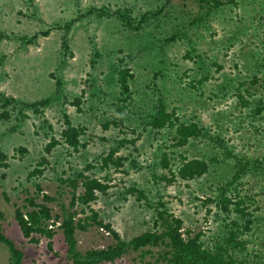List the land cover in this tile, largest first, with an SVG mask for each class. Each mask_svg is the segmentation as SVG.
Segmentation results:
<instances>
[{
	"label": "rangeland",
	"instance_id": "obj_1",
	"mask_svg": "<svg viewBox=\"0 0 264 264\" xmlns=\"http://www.w3.org/2000/svg\"><path fill=\"white\" fill-rule=\"evenodd\" d=\"M198 1L0 0V115L10 113L8 119L0 116V147L9 164L0 165V228L24 250L25 264H74L61 229L56 228L50 250L46 238L38 245L24 238L14 214L36 195L37 184L41 196L47 193L69 204L72 194L60 178L82 171L102 180L109 175L111 188L92 207L126 241L154 229L160 200L183 220V231H202L209 242L226 235L232 220L245 222L218 205L219 187L233 178L238 159L264 161V112L255 114L257 103L249 98L252 104L242 106L236 95L239 82L250 86L258 58H264V0H224L205 25L179 33L188 14L195 15ZM158 9L157 17L149 14ZM175 32L176 39L166 41ZM188 51L191 58H186ZM124 68L134 74L126 101L118 82ZM206 74L211 79L199 83ZM160 97L183 122H197L204 136L175 147L174 131L153 130L148 121ZM7 98L13 101L4 107ZM43 99L49 101L38 110L30 106ZM65 114L85 128L81 142L86 146L74 151L60 144L48 155L45 148L52 138H61ZM131 139L137 140L125 142L116 153L128 157L124 166L104 170L101 158ZM20 147L26 148L24 155ZM180 154L211 161L209 171L194 180L177 176L171 184L154 179V174L171 178L162 160L166 156L176 172ZM44 157L48 162L40 165ZM89 164L95 167L86 170ZM43 167L40 177L29 176ZM252 169L226 195L254 200L252 230L242 236L244 254L264 263V169ZM133 187L143 190L147 201L138 200L130 192ZM52 206L58 214V204ZM76 237L82 253L113 243L112 235L98 226L78 230ZM158 250L145 262L140 252H130L101 264H148L156 261ZM0 264H10V253L1 244Z\"/></svg>",
	"mask_w": 264,
	"mask_h": 264
},
{
	"label": "trees",
	"instance_id": "obj_2",
	"mask_svg": "<svg viewBox=\"0 0 264 264\" xmlns=\"http://www.w3.org/2000/svg\"><path fill=\"white\" fill-rule=\"evenodd\" d=\"M230 2L234 3V0ZM226 2L224 0H199L198 9L195 15L188 14L186 23L181 26L182 32L184 28L190 29L195 25L201 27L205 25L210 17L218 11ZM162 12L158 9L155 12L150 11L153 17H157ZM127 13L130 10L127 9ZM121 19L131 24V19L128 16L121 14ZM147 19V16L146 18ZM204 21H206L204 23ZM132 26V25H131ZM178 32H175L166 41H174ZM47 35V32H45ZM264 47V46H263ZM65 48L68 45L65 43ZM191 53L188 51L186 58H191ZM200 57V56H199ZM4 57L0 56V66L3 64ZM213 63L212 65H217ZM222 66L218 65V70ZM258 71L251 79L250 86L246 87V82H239L236 87V95L239 103L242 106H249L252 104L249 98H252L257 105L254 109L255 114H261L264 112V58H258L257 60ZM159 74V73H158ZM212 76L206 74L199 83L209 81ZM134 78V74L131 73V68H124L119 72L118 82L121 88V94L124 95L123 100H128L130 96V81ZM59 83V82H58ZM195 80L191 81L194 85ZM60 84V83H59ZM195 86H193L194 88ZM252 88L254 89L252 91ZM224 90H230L229 86L223 88ZM227 94V93H224ZM260 94V96H259ZM217 96V95H216ZM257 97V98H256ZM256 100V101H255ZM13 99L7 98L3 104L4 107L8 106ZM48 99L36 101L30 106H45L48 103ZM80 102V98L76 99V104ZM3 118L8 119L10 113L5 110L2 113ZM148 125L156 132H161L164 129H169L175 132L173 144L175 147H183L189 143L191 139H196L204 136L203 129L197 122L186 123L181 120L177 115V110L167 109V105L160 97L158 103L154 106V112L150 114ZM65 127L61 131V138L53 137L51 142L46 146V154L50 155L54 148L60 144H66L74 151H78L81 147H85L86 144L81 142V136L85 132V128L81 126H75L70 117L65 114ZM117 123V122H115ZM107 127V124H106ZM219 141L221 137L217 138ZM137 139L123 140L119 142V147H114L110 152L102 159V168L107 170L114 166L121 168L124 166L128 157L118 156L116 153L119 148L125 143H134ZM19 151L21 155L27 152L26 148L20 147ZM8 155L0 147V165L4 168H8L7 162ZM47 158H42L40 165L46 164ZM211 161L201 158H188L184 154H180V163L178 170L173 171L170 160L164 156L162 165L165 169H168L171 173V178L166 175L158 176L154 174V179L167 180L169 184L175 181L178 176L183 180H194L204 176L210 168ZM238 167L233 178L226 184L219 187L223 192L218 205L224 210L225 213H236L240 218H244L245 222L240 223L239 220H232L226 225L228 230L226 235H218L214 242H209L204 239V233L202 231L194 232L191 230H185L184 222L181 218L175 216L169 212L167 204L160 200L156 210V220L154 222V229L145 231L132 239L126 241L121 238L119 232L113 228L110 223H105L100 218L99 213L93 209L92 204L99 199V194H106L111 188L110 177L106 175L104 180L96 176H90L83 171L79 172L75 177H68L67 179L60 178V181L64 183L72 194L69 204H65L56 196L42 193L41 187L37 184L36 195L27 199V204L24 207L15 208V221L19 226L24 238L28 239L30 243L38 245L43 238L48 240V248L53 249V238L56 235V228L61 229L68 246V253L74 264H101L104 262L113 263L116 260L122 258L125 254L130 252H140L141 261L145 262L146 256H154L155 249L158 256L156 261H148V264H264L259 259L253 260L244 253L247 251V243L242 236L252 230V217L253 214L250 211L251 204L254 200L249 196H242L237 194L236 199L226 195V189L232 186L235 182L254 170L261 168L264 169V161L260 158L254 161L246 160L245 158L238 159L236 164ZM94 165H87V169L94 168ZM43 168H36L30 173V177H40L43 172ZM238 189V188H237ZM130 192L136 193L138 200L145 199L147 201V195L143 190L135 187L130 189ZM41 200V201H40ZM212 199H208L206 203L212 202ZM57 203L60 207L58 214L54 213L52 204ZM80 214H85L84 217H80ZM0 216L3 214L0 212ZM91 226H98L106 229L109 235L113 237V243L104 248L89 249L85 253L80 252L77 249L78 240L76 232L78 230L87 231ZM0 244L4 245L10 253V264H25L24 250L18 247L13 239L8 237L6 233L0 228Z\"/></svg>",
	"mask_w": 264,
	"mask_h": 264
}]
</instances>
